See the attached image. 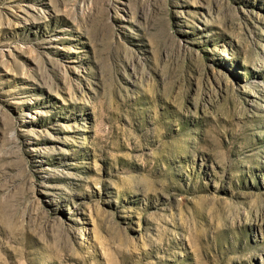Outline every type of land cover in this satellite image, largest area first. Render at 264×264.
Instances as JSON below:
<instances>
[{"label":"rangeland","instance_id":"obj_1","mask_svg":"<svg viewBox=\"0 0 264 264\" xmlns=\"http://www.w3.org/2000/svg\"><path fill=\"white\" fill-rule=\"evenodd\" d=\"M0 264H264V0H0Z\"/></svg>","mask_w":264,"mask_h":264},{"label":"bare ground","instance_id":"obj_2","mask_svg":"<svg viewBox=\"0 0 264 264\" xmlns=\"http://www.w3.org/2000/svg\"><path fill=\"white\" fill-rule=\"evenodd\" d=\"M36 152V151H35Z\"/></svg>","mask_w":264,"mask_h":264}]
</instances>
